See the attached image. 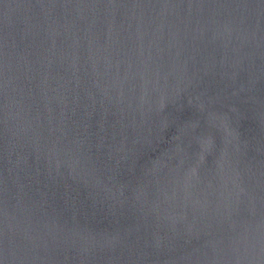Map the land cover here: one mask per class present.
I'll return each instance as SVG.
<instances>
[{
  "label": "water",
  "instance_id": "obj_1",
  "mask_svg": "<svg viewBox=\"0 0 264 264\" xmlns=\"http://www.w3.org/2000/svg\"><path fill=\"white\" fill-rule=\"evenodd\" d=\"M0 264H264V0H0Z\"/></svg>",
  "mask_w": 264,
  "mask_h": 264
}]
</instances>
